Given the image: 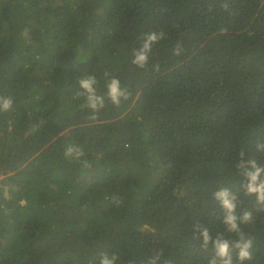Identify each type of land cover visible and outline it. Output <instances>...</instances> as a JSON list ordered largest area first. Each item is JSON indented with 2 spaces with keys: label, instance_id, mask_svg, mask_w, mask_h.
Returning a JSON list of instances; mask_svg holds the SVG:
<instances>
[{
  "label": "trees",
  "instance_id": "trees-1",
  "mask_svg": "<svg viewBox=\"0 0 264 264\" xmlns=\"http://www.w3.org/2000/svg\"><path fill=\"white\" fill-rule=\"evenodd\" d=\"M153 31L164 38L138 68L132 52ZM104 72L131 96L92 119L77 80L95 76L105 94ZM0 96L13 101L0 112V264H99L103 252L208 264L214 247L193 224L237 238L221 188L253 212L245 264H264V212L237 169L242 150L264 166V0H0Z\"/></svg>",
  "mask_w": 264,
  "mask_h": 264
},
{
  "label": "clouds",
  "instance_id": "clouds-1",
  "mask_svg": "<svg viewBox=\"0 0 264 264\" xmlns=\"http://www.w3.org/2000/svg\"><path fill=\"white\" fill-rule=\"evenodd\" d=\"M27 34V29H25ZM163 31H153L147 33L142 38L141 46L134 49L132 52L131 63L138 68H144L149 61V56L152 52L153 45L164 38ZM182 53L181 45L178 43L173 49V54L179 56ZM106 77V93L98 94V80L95 76L87 75L80 77L77 80L78 91L76 94L84 98L83 108L90 109L93 113L92 119H95V113L105 106L106 99L113 105L119 106L122 100H128L131 93L127 88L121 86L118 78L110 76L104 72ZM13 101L11 97L0 96V112H7L12 108ZM257 152H264V142L256 143ZM83 149L76 145H68L65 148L64 156L71 160L81 161L83 157ZM240 162L237 164V169L242 170V174L246 179V183L242 184L243 191L248 196H255L254 207L257 212H264V166H260L256 159L244 161L243 150L239 153ZM84 168L89 167L86 160L81 161ZM113 201L119 203L116 196L112 197ZM214 199L217 200L223 209V224L226 226L229 233L236 235V239L224 238L217 234L215 239L209 235L208 228L202 227L195 223L192 225V234L197 239L202 237V246L207 248L209 242H212L214 247V256L208 261V264H245L246 261L253 259L252 249L254 239L246 234L242 229V224H248L253 221V212L245 210L242 215L237 214L238 197L235 193L227 188H221L214 193ZM158 256L150 258L146 264H156ZM120 260L119 255L112 254L109 256L106 252L100 253L99 264H117Z\"/></svg>",
  "mask_w": 264,
  "mask_h": 264
},
{
  "label": "rangeland",
  "instance_id": "rangeland-1",
  "mask_svg": "<svg viewBox=\"0 0 264 264\" xmlns=\"http://www.w3.org/2000/svg\"><path fill=\"white\" fill-rule=\"evenodd\" d=\"M4 194L7 196V191L5 190Z\"/></svg>",
  "mask_w": 264,
  "mask_h": 264
}]
</instances>
